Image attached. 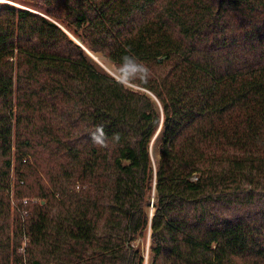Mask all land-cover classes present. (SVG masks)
<instances>
[{"label": "trees", "instance_id": "obj_1", "mask_svg": "<svg viewBox=\"0 0 264 264\" xmlns=\"http://www.w3.org/2000/svg\"><path fill=\"white\" fill-rule=\"evenodd\" d=\"M0 264H264V0L0 2Z\"/></svg>", "mask_w": 264, "mask_h": 264}, {"label": "rangeland", "instance_id": "obj_2", "mask_svg": "<svg viewBox=\"0 0 264 264\" xmlns=\"http://www.w3.org/2000/svg\"><path fill=\"white\" fill-rule=\"evenodd\" d=\"M7 0H0V2H5ZM15 3V2H14ZM18 6H23V4L21 3H16ZM91 55L94 57L95 61L98 63V65L105 70L107 73H109L110 75H112L113 77H117L123 81H126L123 77H121L120 73L118 72V69L116 68V66L110 62L107 61L106 59H102L101 57H97L96 55L92 54ZM153 155L154 157H156V153H155V148H153ZM146 253H148L147 249H149V242L146 244Z\"/></svg>", "mask_w": 264, "mask_h": 264}, {"label": "built area", "instance_id": "obj_3", "mask_svg": "<svg viewBox=\"0 0 264 264\" xmlns=\"http://www.w3.org/2000/svg\"><path fill=\"white\" fill-rule=\"evenodd\" d=\"M12 199H13V207L15 208V207H17V204H16V201H15V199H14V196L12 195ZM24 202L26 203L27 202V200H24Z\"/></svg>", "mask_w": 264, "mask_h": 264}]
</instances>
